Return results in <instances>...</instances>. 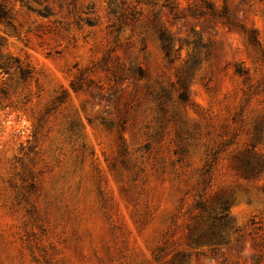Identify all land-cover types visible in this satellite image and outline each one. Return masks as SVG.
I'll use <instances>...</instances> for the list:
<instances>
[{
	"label": "rangeland",
	"instance_id": "374dc122",
	"mask_svg": "<svg viewBox=\"0 0 264 264\" xmlns=\"http://www.w3.org/2000/svg\"><path fill=\"white\" fill-rule=\"evenodd\" d=\"M0 2V264H264V0Z\"/></svg>",
	"mask_w": 264,
	"mask_h": 264
},
{
	"label": "trees",
	"instance_id": "16d2710c",
	"mask_svg": "<svg viewBox=\"0 0 264 264\" xmlns=\"http://www.w3.org/2000/svg\"><path fill=\"white\" fill-rule=\"evenodd\" d=\"M0 19L8 20L9 16L2 3L0 2ZM263 128L258 127L256 130L255 140L250 144L246 152L240 156L241 167L248 174L259 173L264 168V160H257L255 158V148L259 137L262 135ZM230 206L229 200H225L213 210H207L204 205H200L201 216L205 222L209 224L208 229H203L202 235L197 240L198 244H205L211 247L217 246L227 239L228 227V209ZM219 210V211H217ZM217 222H219L217 224ZM223 222V224H220Z\"/></svg>",
	"mask_w": 264,
	"mask_h": 264
}]
</instances>
